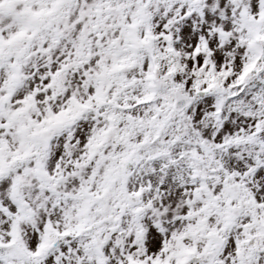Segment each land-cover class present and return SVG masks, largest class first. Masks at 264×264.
I'll use <instances>...</instances> for the list:
<instances>
[{
  "label": "snow or ice",
  "instance_id": "1",
  "mask_svg": "<svg viewBox=\"0 0 264 264\" xmlns=\"http://www.w3.org/2000/svg\"><path fill=\"white\" fill-rule=\"evenodd\" d=\"M0 264H264V0H0Z\"/></svg>",
  "mask_w": 264,
  "mask_h": 264
}]
</instances>
